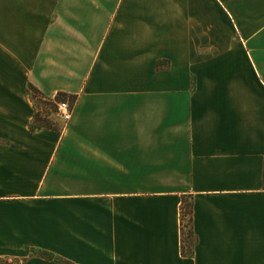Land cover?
<instances>
[{
    "label": "crops",
    "instance_id": "crops-1",
    "mask_svg": "<svg viewBox=\"0 0 264 264\" xmlns=\"http://www.w3.org/2000/svg\"><path fill=\"white\" fill-rule=\"evenodd\" d=\"M29 84L76 96L58 131ZM32 249L264 264V0H0V258Z\"/></svg>",
    "mask_w": 264,
    "mask_h": 264
},
{
    "label": "trees",
    "instance_id": "trees-1",
    "mask_svg": "<svg viewBox=\"0 0 264 264\" xmlns=\"http://www.w3.org/2000/svg\"><path fill=\"white\" fill-rule=\"evenodd\" d=\"M28 91L31 96V99L34 103L35 106L42 105L43 107V113L39 111H35L33 122L31 123L30 129L32 131L36 129H42V128H47V129H52V130H59V127L55 125L52 120L49 119V115L52 112H56V103L59 101L63 100H69L71 106L74 107V102L76 99V96L74 95H68L66 93H59L55 99H51L43 95L36 87L33 85L29 84L28 85ZM192 213H193V204L192 201H190L188 198H183L182 199V204H181V216L182 218L186 219L187 218V224L188 226L191 225L192 223ZM190 227V226H189ZM182 236H183V241L184 237L186 240V244L188 246L187 249H189V252L192 249V239L194 237L192 228H188L187 232L182 231ZM184 251L187 252V249L184 248ZM31 256H38L42 259L53 261L56 264H72L69 260L56 255L52 252L45 251V250H37V249H32L31 250ZM0 264H21V261L19 259H12V258H0Z\"/></svg>",
    "mask_w": 264,
    "mask_h": 264
},
{
    "label": "built area",
    "instance_id": "built-area-1",
    "mask_svg": "<svg viewBox=\"0 0 264 264\" xmlns=\"http://www.w3.org/2000/svg\"><path fill=\"white\" fill-rule=\"evenodd\" d=\"M56 107H57V114L60 116V118L64 121V122H68L71 117H72V113H73V106H71L69 100H63V101H59L56 103ZM188 224H187V218L181 219V231H183L184 233L188 231Z\"/></svg>",
    "mask_w": 264,
    "mask_h": 264
},
{
    "label": "rangeland",
    "instance_id": "rangeland-1",
    "mask_svg": "<svg viewBox=\"0 0 264 264\" xmlns=\"http://www.w3.org/2000/svg\"><path fill=\"white\" fill-rule=\"evenodd\" d=\"M54 117H55V116L52 115V116L50 117V120H53L52 118H54ZM191 241H192V243H193V242H194V239H192Z\"/></svg>",
    "mask_w": 264,
    "mask_h": 264
}]
</instances>
